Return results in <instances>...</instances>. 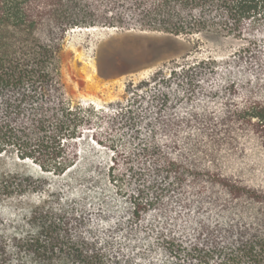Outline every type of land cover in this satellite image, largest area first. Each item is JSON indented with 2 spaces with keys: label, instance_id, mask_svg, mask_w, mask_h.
<instances>
[{
  "label": "trees",
  "instance_id": "obj_1",
  "mask_svg": "<svg viewBox=\"0 0 264 264\" xmlns=\"http://www.w3.org/2000/svg\"><path fill=\"white\" fill-rule=\"evenodd\" d=\"M82 28L195 39L74 104L61 52ZM6 160L0 264H264V0H0Z\"/></svg>",
  "mask_w": 264,
  "mask_h": 264
},
{
  "label": "rangeland",
  "instance_id": "obj_2",
  "mask_svg": "<svg viewBox=\"0 0 264 264\" xmlns=\"http://www.w3.org/2000/svg\"><path fill=\"white\" fill-rule=\"evenodd\" d=\"M106 29L108 28L73 29L63 40L61 52L63 79L74 104L90 102L100 106L102 103L113 102L120 97L125 83L139 80L148 74L147 70L123 74L124 68L119 64V60L133 62L139 59V63L144 65L146 64L144 59L150 53L158 52L159 58L164 59L169 57L165 49L178 48L187 43V40L195 39ZM202 51L203 55H223L221 48L212 41L204 40ZM99 68L112 78L107 80L101 78ZM9 168L10 161L0 163V172ZM21 200L23 199H19Z\"/></svg>",
  "mask_w": 264,
  "mask_h": 264
},
{
  "label": "water",
  "instance_id": "obj_3",
  "mask_svg": "<svg viewBox=\"0 0 264 264\" xmlns=\"http://www.w3.org/2000/svg\"><path fill=\"white\" fill-rule=\"evenodd\" d=\"M114 30H117V29H114ZM124 32L129 33L131 31H124ZM137 32H139V33H150V32H141V31H137ZM154 34H158V33H154Z\"/></svg>",
  "mask_w": 264,
  "mask_h": 264
},
{
  "label": "bare ground",
  "instance_id": "obj_4",
  "mask_svg": "<svg viewBox=\"0 0 264 264\" xmlns=\"http://www.w3.org/2000/svg\"><path fill=\"white\" fill-rule=\"evenodd\" d=\"M90 29H91V28H90ZM92 29H93V28H92ZM77 30H78V29H77ZM85 30H89V29H86V28H85ZM104 30H105V29H104ZM106 30H108V31H109V30L112 31V30H114V29H106ZM110 34H111V33H110Z\"/></svg>",
  "mask_w": 264,
  "mask_h": 264
}]
</instances>
